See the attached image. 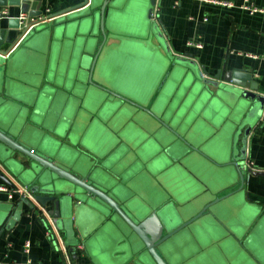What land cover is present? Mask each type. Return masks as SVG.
Instances as JSON below:
<instances>
[{
	"label": "water",
	"instance_id": "1",
	"mask_svg": "<svg viewBox=\"0 0 264 264\" xmlns=\"http://www.w3.org/2000/svg\"><path fill=\"white\" fill-rule=\"evenodd\" d=\"M156 3L83 0L53 25L42 2L0 0V179L18 196L0 234L41 206L89 264H264L245 189L264 175L247 167L264 95L245 70L173 54ZM20 44L43 55L32 79L4 64Z\"/></svg>",
	"mask_w": 264,
	"mask_h": 264
},
{
	"label": "crops",
	"instance_id": "2",
	"mask_svg": "<svg viewBox=\"0 0 264 264\" xmlns=\"http://www.w3.org/2000/svg\"><path fill=\"white\" fill-rule=\"evenodd\" d=\"M31 1L36 5L42 2L41 9L46 18L59 16L83 2ZM252 1L257 6L264 7V0ZM232 2L234 5L228 7L206 0H157L155 12L173 54H193L194 60L206 69L208 76H214L221 69L245 70L252 74L259 93L264 95V13L251 14L242 9L244 0ZM5 13L8 18H23L25 14L21 11V6L6 7ZM48 22L54 25L55 17L48 19ZM44 38L43 33L36 35L33 43ZM190 41L202 46L190 45ZM9 46L4 44L2 48L5 50ZM4 64L7 68L11 67L13 73H25L32 79V75L45 66V61L42 54L33 51L30 46L20 44L5 56ZM247 160L253 164V171L264 172V120L261 127L254 129L249 136ZM0 186L8 187L1 179ZM245 189L252 201L264 206V175L250 176L246 180ZM2 191L5 190L0 192V224L7 223L10 218L3 203L8 198H18ZM48 207H51L50 203ZM26 209L27 213L13 227L4 229L0 234V264H68L56 236L51 235L53 232L49 228L50 223L41 211ZM58 232L65 244L71 237L78 236L77 233ZM28 241L31 242V251L26 253L25 244ZM253 245L264 253V224L257 229ZM78 256L77 260L72 258V264H89L85 246ZM28 260L31 262L28 263Z\"/></svg>",
	"mask_w": 264,
	"mask_h": 264
},
{
	"label": "built area",
	"instance_id": "3",
	"mask_svg": "<svg viewBox=\"0 0 264 264\" xmlns=\"http://www.w3.org/2000/svg\"><path fill=\"white\" fill-rule=\"evenodd\" d=\"M206 1H210L214 4H219V5H223V6H228V7H232L234 4L232 2V0H206ZM241 7L242 9L248 11L249 13L251 14H254V13H257V12H260V13H264V7H259L257 6L252 0H244V2L241 4ZM25 17V15L23 16V18ZM154 18L158 21V15L156 14L155 12V9H154ZM190 45H196L198 47H201L202 45L200 43H196V42H193V41H190L189 42ZM252 57H255L254 55H252ZM247 167L254 170L253 168V164L251 162H249L247 160ZM8 187H4V186H0V191L1 190H7ZM14 193H20V194H25L26 196H28L30 199H34V197L32 196V194L28 191L27 188L23 187V186H18L17 189L15 191H13ZM40 211H41V214H45L46 217L48 218V222L50 223V227L51 228V232L52 234L51 235H55L56 236V239L58 240V242L60 243L61 247H62V251L67 259V262L68 264H72V255L69 251V248L67 247V245L64 243L62 237H61V234L58 232L56 226L54 225L53 221H52V218L50 217V215L47 213V210L43 207L40 206ZM25 251L26 253H29L31 251V242H26L25 244ZM84 249V245L83 244H80L77 246V252L80 253L81 250ZM28 263H30L31 261L28 260L27 261Z\"/></svg>",
	"mask_w": 264,
	"mask_h": 264
},
{
	"label": "bare ground",
	"instance_id": "4",
	"mask_svg": "<svg viewBox=\"0 0 264 264\" xmlns=\"http://www.w3.org/2000/svg\"><path fill=\"white\" fill-rule=\"evenodd\" d=\"M24 15H26V14H24Z\"/></svg>",
	"mask_w": 264,
	"mask_h": 264
}]
</instances>
